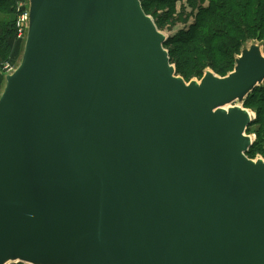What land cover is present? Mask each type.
<instances>
[{"label": "water", "instance_id": "1", "mask_svg": "<svg viewBox=\"0 0 264 264\" xmlns=\"http://www.w3.org/2000/svg\"><path fill=\"white\" fill-rule=\"evenodd\" d=\"M0 94V264H264V158L244 47L176 74L140 0H28Z\"/></svg>", "mask_w": 264, "mask_h": 264}, {"label": "trees", "instance_id": "2", "mask_svg": "<svg viewBox=\"0 0 264 264\" xmlns=\"http://www.w3.org/2000/svg\"><path fill=\"white\" fill-rule=\"evenodd\" d=\"M140 3L144 12L153 17L158 29L159 23L168 18L176 16V21H187L186 18L193 15L194 20L187 30L179 32L164 43L170 63L174 64L176 73L185 81L194 76L200 78L209 69L218 76L227 75L233 70L236 57L248 43H258L264 53V0H140ZM178 3L181 4V9L177 12ZM148 4L164 6L162 14L158 16L155 12H147ZM187 9H190L189 13ZM12 18V1L0 0L2 59L9 53L13 32ZM242 103L244 108L254 109L256 118L250 124L258 125L264 135V81ZM248 129L249 126L246 130ZM258 144L259 150L264 148V136L252 143L246 156Z\"/></svg>", "mask_w": 264, "mask_h": 264}, {"label": "rangeland", "instance_id": "3", "mask_svg": "<svg viewBox=\"0 0 264 264\" xmlns=\"http://www.w3.org/2000/svg\"><path fill=\"white\" fill-rule=\"evenodd\" d=\"M11 1L13 3V18H12L13 19L12 20V24H13L12 30H13V32L11 31L12 32V37L10 38L9 53H8V55H7V57L5 59H2L0 57V67H2L3 65L4 66L8 65L10 67L16 68L20 64V61H21L23 48H24V40L22 39V37L19 38L17 36L14 22H15V19L17 20V18L21 17V15L23 14V12H24V10H25V8L27 6V5H25L27 0H11ZM180 6H181V4L178 3L177 7H176L177 12H178V10L181 9ZM162 8H164V6L149 5L148 4L147 12L152 13V14H153V12H155V15L159 16L163 12ZM187 12L189 13L190 9H187ZM149 16L153 19V17L150 14H149ZM175 18H176V16H174V18H172V19L168 18V19H166V21L159 23V26H160L159 30L166 36V40L171 38V37H173V36H175L176 34H178L181 31L187 30L189 28V25L194 20L193 15L192 16H188V18H186L187 21H176ZM153 21H154V19H153ZM249 44L250 43H248L247 46ZM210 71H212V70H210ZM3 74H4L3 72L0 74L1 75L2 90H3L4 85H5L4 76L2 78ZM177 75L180 76L179 74H177ZM220 77H223V76H220ZM201 78L202 77L199 78L197 76H194L190 80H188V81L186 80V82H189L191 80L199 81ZM184 81H185V79H184ZM235 104L244 107L243 103L235 102ZM246 109L250 111V113L252 115V118L254 120L256 118V112L254 111V109H251V108H246ZM248 126H249V129L246 130L245 133L248 136L249 135L252 136V138H253L252 143L255 140H260V137L264 136L263 133L261 132V130L258 128L259 126L256 125L255 123L254 124H250ZM259 147H260V144H258L257 147L256 146L253 147L250 150L249 155H247L249 159L255 160V159H258V158H264V148L259 150Z\"/></svg>", "mask_w": 264, "mask_h": 264}, {"label": "built area", "instance_id": "4", "mask_svg": "<svg viewBox=\"0 0 264 264\" xmlns=\"http://www.w3.org/2000/svg\"><path fill=\"white\" fill-rule=\"evenodd\" d=\"M25 5L27 6L23 14L21 15V17H18L17 20L15 19V22H14L16 34L19 38L22 37L24 42L26 39L27 31H28V21H29V1L28 0L26 1ZM14 70L15 68L13 67H10L8 65H5V66L3 65L2 67H0V74L3 72L4 73L3 76L5 77V75L12 73ZM250 138L253 140L252 136H250Z\"/></svg>", "mask_w": 264, "mask_h": 264}, {"label": "crops", "instance_id": "5", "mask_svg": "<svg viewBox=\"0 0 264 264\" xmlns=\"http://www.w3.org/2000/svg\"><path fill=\"white\" fill-rule=\"evenodd\" d=\"M1 91H2V86H1V84H0V93H1Z\"/></svg>", "mask_w": 264, "mask_h": 264}, {"label": "bare ground", "instance_id": "6", "mask_svg": "<svg viewBox=\"0 0 264 264\" xmlns=\"http://www.w3.org/2000/svg\"><path fill=\"white\" fill-rule=\"evenodd\" d=\"M252 116V115H251ZM253 141V140H252Z\"/></svg>", "mask_w": 264, "mask_h": 264}]
</instances>
